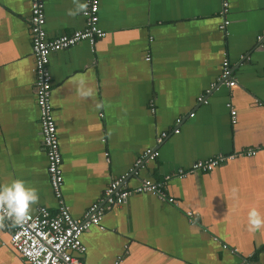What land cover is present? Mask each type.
Instances as JSON below:
<instances>
[{"label": "crops", "instance_id": "1", "mask_svg": "<svg viewBox=\"0 0 264 264\" xmlns=\"http://www.w3.org/2000/svg\"><path fill=\"white\" fill-rule=\"evenodd\" d=\"M43 1L48 39L84 28V0ZM228 3L222 30L221 0H99L106 37L50 55L61 202L71 217L83 220L122 176L128 188L162 183L165 198L134 194L105 211L103 229L81 236L85 253L73 254L81 264H264V224L254 232L248 225L252 209L264 221V44L256 41L264 0ZM29 17L30 0H0V186L23 180L39 196L29 214L55 216ZM224 59L230 88L218 83ZM146 150L159 156L135 168ZM232 155L211 172H189L197 161ZM11 232L0 217V264H27L9 245Z\"/></svg>", "mask_w": 264, "mask_h": 264}, {"label": "built area", "instance_id": "2", "mask_svg": "<svg viewBox=\"0 0 264 264\" xmlns=\"http://www.w3.org/2000/svg\"><path fill=\"white\" fill-rule=\"evenodd\" d=\"M82 4H86V8L81 11V16L85 22L84 28L67 35H60L54 39H48L44 29V1L30 0L28 25L31 54L34 60V93L40 116L42 146L47 159V175L54 197L59 202V207L55 216H51L47 209L40 208L36 215L29 214V217L20 224L15 223L12 218L7 217L3 210H0V217L12 225L9 245L27 264H81L79 259L73 256V254L81 255L85 253L86 249L82 245L81 236L92 227L103 229L100 224L105 211L122 206L134 194H151L165 201L162 194V183L143 180L137 187L128 188L126 185L127 177L122 176L113 180L107 186L103 192L101 203L92 204L81 221L73 219L68 209L61 202L63 186L62 159L51 103L52 82L49 73V57L53 53L75 47L81 42H88L93 47L97 41L106 37V34L98 27L99 0H84ZM228 13V0H221V15L224 19L220 27L222 30L229 26V21L226 19ZM256 41L264 44V30L256 37ZM146 60L149 61V58H146ZM218 83L229 88L235 85L232 78V69L227 59L222 62ZM215 87L216 84L212 85L211 89ZM198 101L206 103L204 97H200ZM226 106L230 112L231 122L234 124L236 122V112L230 104ZM176 122L179 124L181 120ZM178 132V129H175L173 134H178ZM167 137V133H161L156 139V143L162 144ZM253 154L252 151L247 153L248 156ZM158 156L157 151L146 150L134 167L136 168L142 162L153 160ZM235 157V155L229 157L217 156L208 160L197 161L191 166L189 172H211L225 161L233 160ZM184 175V172H178V177L182 178ZM167 202L174 204L173 199H168ZM187 216L191 220L194 219L191 212L187 213ZM115 264H118V262Z\"/></svg>", "mask_w": 264, "mask_h": 264}, {"label": "clouds", "instance_id": "3", "mask_svg": "<svg viewBox=\"0 0 264 264\" xmlns=\"http://www.w3.org/2000/svg\"><path fill=\"white\" fill-rule=\"evenodd\" d=\"M86 4H80L78 10L82 11ZM39 199L37 190L34 187L26 186L23 180L15 179L7 185L0 186V210L12 218L15 223H23L30 213V206ZM264 221L260 218L255 209L248 213L249 231L258 230Z\"/></svg>", "mask_w": 264, "mask_h": 264}]
</instances>
